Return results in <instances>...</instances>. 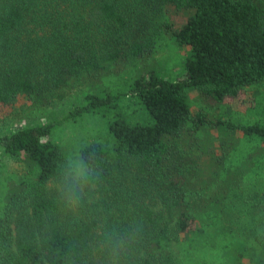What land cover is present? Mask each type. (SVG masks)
Wrapping results in <instances>:
<instances>
[{
  "label": "trees",
  "instance_id": "obj_1",
  "mask_svg": "<svg viewBox=\"0 0 264 264\" xmlns=\"http://www.w3.org/2000/svg\"><path fill=\"white\" fill-rule=\"evenodd\" d=\"M180 10L193 13L174 27L166 15ZM168 28L191 48L185 76L138 78L154 123L113 120L111 146L80 149L86 175L51 122L4 130L18 102L54 105L108 63L154 51ZM261 85L264 0H0V148L26 164L0 180V264H264V152L236 156L221 140L203 158L193 141L210 125L264 144V117L212 121L188 102L190 89L217 107ZM91 99L80 113L106 102ZM252 101L264 110V91Z\"/></svg>",
  "mask_w": 264,
  "mask_h": 264
},
{
  "label": "rangeland",
  "instance_id": "obj_2",
  "mask_svg": "<svg viewBox=\"0 0 264 264\" xmlns=\"http://www.w3.org/2000/svg\"><path fill=\"white\" fill-rule=\"evenodd\" d=\"M191 13L193 10H180L174 14L170 11L166 19L174 24V27H178ZM190 55L189 46L180 44L171 29H163L154 51L143 55L134 64L108 63L102 72L83 80L82 84L70 89L67 96L62 100L58 99L54 105L32 112L26 110L29 101L18 102L8 115L10 121L4 130L14 131V128L20 126L51 122L53 129L50 139L61 147L73 168L80 173V163L83 162L80 149L91 142H102L111 146L115 139L109 130V124L117 117H122L130 123H154V118L145 104L132 91L135 81L142 76H148L152 71L170 80L183 78L186 60ZM261 91H264V85L246 87L239 97L230 98L223 105L213 107L196 89H190L188 102L194 112L204 111L212 121L223 117L234 123H250L264 117L263 107L253 105L252 101V96ZM93 95L104 97L106 102L96 105L93 110L80 113V107L87 105ZM10 109L7 108L5 112L11 111ZM207 126L205 136L210 140H193H201L204 144L203 153L201 152L203 158L212 153L219 155L221 140L232 144L236 156L251 150L264 152V144H260L262 140L259 138H254L248 143L245 135L234 127H226L222 131L221 128ZM184 139H189L188 135H184ZM25 168V163L7 155L0 148L1 184L7 183L9 176L21 177ZM49 185L55 187L57 184L51 181Z\"/></svg>",
  "mask_w": 264,
  "mask_h": 264
},
{
  "label": "clouds",
  "instance_id": "obj_3",
  "mask_svg": "<svg viewBox=\"0 0 264 264\" xmlns=\"http://www.w3.org/2000/svg\"><path fill=\"white\" fill-rule=\"evenodd\" d=\"M80 168L82 169V171H81L79 174H80V175H86V174H87L86 171H83V169H84V164H83V162L80 163Z\"/></svg>",
  "mask_w": 264,
  "mask_h": 264
}]
</instances>
